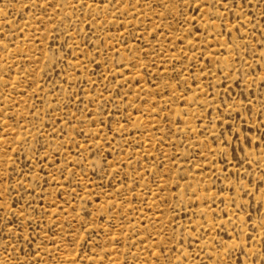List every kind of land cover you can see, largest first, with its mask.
Here are the masks:
<instances>
[{
    "label": "rangeland",
    "instance_id": "1",
    "mask_svg": "<svg viewBox=\"0 0 264 264\" xmlns=\"http://www.w3.org/2000/svg\"><path fill=\"white\" fill-rule=\"evenodd\" d=\"M0 264H264V0H0Z\"/></svg>",
    "mask_w": 264,
    "mask_h": 264
}]
</instances>
